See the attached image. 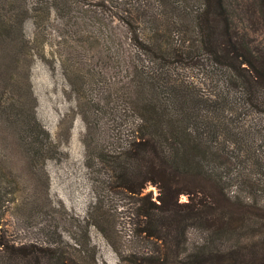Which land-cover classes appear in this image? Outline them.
<instances>
[{
  "label": "trees",
  "instance_id": "16d2710c",
  "mask_svg": "<svg viewBox=\"0 0 264 264\" xmlns=\"http://www.w3.org/2000/svg\"><path fill=\"white\" fill-rule=\"evenodd\" d=\"M133 7L118 17L136 48L116 142L135 199L122 264H264V0ZM2 228L0 264H87Z\"/></svg>",
  "mask_w": 264,
  "mask_h": 264
},
{
  "label": "rangeland",
  "instance_id": "374dc122",
  "mask_svg": "<svg viewBox=\"0 0 264 264\" xmlns=\"http://www.w3.org/2000/svg\"><path fill=\"white\" fill-rule=\"evenodd\" d=\"M134 1H2L0 226L16 243L122 264L135 199L116 142L136 48L118 17L138 18Z\"/></svg>",
  "mask_w": 264,
  "mask_h": 264
}]
</instances>
